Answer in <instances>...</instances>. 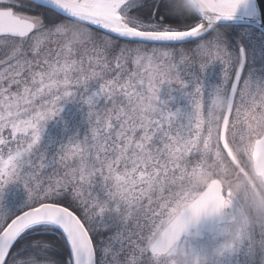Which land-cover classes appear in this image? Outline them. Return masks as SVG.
Wrapping results in <instances>:
<instances>
[{"label":"snow or ice","instance_id":"6c2138e0","mask_svg":"<svg viewBox=\"0 0 264 264\" xmlns=\"http://www.w3.org/2000/svg\"><path fill=\"white\" fill-rule=\"evenodd\" d=\"M0 264H264V0H0Z\"/></svg>","mask_w":264,"mask_h":264}]
</instances>
